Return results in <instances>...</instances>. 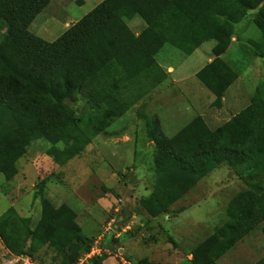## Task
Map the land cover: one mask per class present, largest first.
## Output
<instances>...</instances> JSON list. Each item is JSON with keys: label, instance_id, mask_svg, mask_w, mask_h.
Returning a JSON list of instances; mask_svg holds the SVG:
<instances>
[{"label": "trees", "instance_id": "1", "mask_svg": "<svg viewBox=\"0 0 264 264\" xmlns=\"http://www.w3.org/2000/svg\"><path fill=\"white\" fill-rule=\"evenodd\" d=\"M49 2L0 0V174L7 181L17 174L16 164L33 141L50 143L47 155L63 166L92 138L107 135L115 120L165 81L166 73L156 61L164 46L190 56L205 42L215 43L212 62L195 77L220 109L239 77L221 57L249 12L264 40V0H103L58 39L47 42L31 34L29 26ZM135 18L145 24L138 35L127 26ZM79 99L90 113L85 128L66 103ZM146 124L147 137L155 145V182L140 201L151 219L167 214L221 166L237 169L252 183L228 204L225 224L192 250L191 264H215L258 228L264 237V81L257 84L248 107L213 131L197 117L167 139L158 119ZM0 240L20 259L33 260L34 253L47 247L59 264H78L92 248L74 212L45 200L35 229L13 210L3 214ZM107 240L103 252L115 251ZM256 264H264V257Z\"/></svg>", "mask_w": 264, "mask_h": 264}, {"label": "rangeland", "instance_id": "2", "mask_svg": "<svg viewBox=\"0 0 264 264\" xmlns=\"http://www.w3.org/2000/svg\"><path fill=\"white\" fill-rule=\"evenodd\" d=\"M102 1L50 0L29 32L53 42ZM252 15L249 12L236 26L238 42L222 57L238 72L239 79L225 93L220 109L212 105L214 96L195 77L211 58L215 43L205 42L190 56L164 46L156 61L163 69L173 70L169 87L151 91L115 120L107 135L92 138L63 166L47 155L50 143L33 141L16 164L17 174L9 181L0 174V217L13 210L35 229L45 200L54 208L66 206L74 212L75 223L90 247L102 248L107 238V244L115 248L112 252L102 249L85 264H140L143 260L191 264L192 250L225 224L228 204L238 193L250 190L252 183L237 169L221 166L201 179L167 214L151 219L140 201L151 193L155 182V145L147 137L146 123L155 117L160 131L170 139L197 117L213 131L249 106L257 84L264 81V40L251 21ZM127 26L133 33L145 28L140 18ZM66 103L85 128L90 118L86 102ZM54 255L53 250L42 247L31 262L59 264ZM263 257L264 237L258 228L215 264H256ZM0 264H22L7 253L1 240Z\"/></svg>", "mask_w": 264, "mask_h": 264}, {"label": "crops", "instance_id": "3", "mask_svg": "<svg viewBox=\"0 0 264 264\" xmlns=\"http://www.w3.org/2000/svg\"><path fill=\"white\" fill-rule=\"evenodd\" d=\"M135 35H138L139 33H134ZM238 42V38L236 37V34H235V36L232 38V41H231V45H232V43H237ZM231 45H230V47H231ZM223 57V56H222ZM221 57V58H222ZM223 59V58H222ZM212 60H213V57H212V55H211V58H209L208 59V63L207 64H209V63H211L212 62ZM206 64V65H207ZM161 67V66H160ZM205 67V66H204ZM203 67V68H204ZM162 68V67H161ZM163 69V68H162ZM164 71H165V73H166V79H165V81L161 84V85H159L158 87H156L153 91H156V89H158V88H162V87H164V86H167V87H169V80H170V76L174 73L173 72V70L171 69V68H168L167 70H165V69H163ZM238 79H239V77H238ZM237 81V80H236ZM235 81V82H236ZM224 99V98H223ZM214 102V101H213ZM212 102V103H213ZM6 250V249H5ZM7 251V250H6ZM8 253V252H7ZM191 256V255H190ZM15 260V259H14ZM14 260H11V262L12 261H14ZM18 260L20 261V262H22V264H33L32 262H31V259H29V258H24V259H20V258H18ZM153 261V260H152Z\"/></svg>", "mask_w": 264, "mask_h": 264}, {"label": "built area", "instance_id": "4", "mask_svg": "<svg viewBox=\"0 0 264 264\" xmlns=\"http://www.w3.org/2000/svg\"><path fill=\"white\" fill-rule=\"evenodd\" d=\"M101 253H102V248L92 247L89 253L85 254L84 257L79 260L78 264H85L88 260L99 256Z\"/></svg>", "mask_w": 264, "mask_h": 264}]
</instances>
